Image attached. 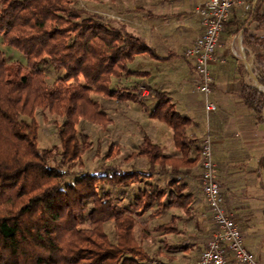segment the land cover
Returning <instances> with one entry per match:
<instances>
[{"label":"trees","instance_id":"16d2710c","mask_svg":"<svg viewBox=\"0 0 264 264\" xmlns=\"http://www.w3.org/2000/svg\"><path fill=\"white\" fill-rule=\"evenodd\" d=\"M253 1L231 8L223 32L241 34L254 78L241 63L233 93L247 112L242 122L259 137L264 0L254 6ZM111 6L121 16L137 11ZM99 14L78 0H0L3 43L25 58L23 64H7L0 55V264H173L184 253L200 255L208 240L192 222L206 135L192 130L193 119L177 111L168 94L158 93L155 107L146 112L170 129V148L155 143L142 123L123 137L117 129L121 114L106 105L143 103L137 85L118 82L148 77L129 64L151 50L128 20L103 21ZM46 65L64 71L63 77L48 82ZM192 94L203 105V96ZM203 113L209 130L214 113L206 115L204 108ZM42 123L53 125L52 145L40 146ZM255 160L249 175L242 166L222 181L218 173L226 208L234 212L243 238L250 228L247 217L236 218L245 204L233 208L227 193L237 200L238 192L247 191L250 206L258 205L248 217L264 229V149ZM233 180L245 181L244 190H233ZM164 216L169 220L159 223ZM190 225L198 230L197 241L178 240Z\"/></svg>","mask_w":264,"mask_h":264},{"label":"crops","instance_id":"0c3cea01","mask_svg":"<svg viewBox=\"0 0 264 264\" xmlns=\"http://www.w3.org/2000/svg\"><path fill=\"white\" fill-rule=\"evenodd\" d=\"M199 1L149 0L148 5L144 6L141 12L131 11L126 13L125 16L113 13L115 16L132 23L136 34L141 35L150 47L151 51L143 54L144 58L141 63V71L147 72L148 77L130 78L135 85L139 82L148 83L149 93L143 103H139L140 105L135 104L133 101H127L123 103L115 102L106 106L116 110L115 116H117L118 109L122 107V104L134 108V111L137 112L136 119L139 121L137 122L140 123L139 119L142 118L144 131L153 137L155 143L168 148L171 145V133L167 128L159 126L148 119L146 111L155 107L158 93H166L174 102L177 111L193 119L194 126L192 130L199 131L201 129L197 121H201L200 118L204 116L203 105L200 101L201 98L192 94L194 87L199 83V79L196 75L190 74H195L193 62L184 57V50L201 33L199 20L193 16L195 6ZM248 32H253L252 26H250ZM221 44L220 49L215 54L216 60L209 64L214 79L212 97L216 103L217 111L211 117V129L208 132L210 135L212 133L213 159L216 165H221L222 169L218 173H221L220 179L222 181L224 178H229V174L234 173L236 166L246 168V173L251 172L256 163V155L264 149V134L258 137L242 122L246 118L247 112L233 93L235 82L241 75V63L247 70L244 62V60L246 61L245 54L241 53L242 51L244 53L241 34L230 37L223 32ZM221 58L225 60L222 64L218 62ZM248 66L250 68L249 64ZM130 80H121L118 84L128 87ZM97 100L100 101L101 99L97 98ZM118 121V130L126 126V118H122L124 123ZM239 174L243 173L240 172ZM232 182L229 184L234 188L233 190H244L245 181L233 180ZM197 195L198 200L194 206L192 222L199 223V226L204 230V235L209 237L213 228L210 212L201 193ZM240 195V192H238L237 201L232 198L233 195L230 196L229 192L227 193V196H229L227 201H229V205L234 204L233 208L241 206L239 201H242L245 205L249 203L247 206L244 205L245 209L239 208L237 210L239 218L236 219L240 220L242 217H247L245 222L249 223L250 228L246 234H249L252 239L247 241V245H244L255 255L259 264H264V256L261 251L263 248L261 246L262 242L258 243V237L260 236L257 231L258 223L252 224V216L248 217V214L253 215L258 212L256 210L258 205H254V208L250 206L252 200L248 199L247 191H244L242 196ZM195 233L198 234V230L190 225L188 232L184 234L185 239L192 242L197 241L194 236ZM189 254H194V252L184 253L182 258L185 259L186 264H195L199 255L190 257Z\"/></svg>","mask_w":264,"mask_h":264},{"label":"built area","instance_id":"2783aa9c","mask_svg":"<svg viewBox=\"0 0 264 264\" xmlns=\"http://www.w3.org/2000/svg\"><path fill=\"white\" fill-rule=\"evenodd\" d=\"M246 0H200L194 9L201 27L200 35L184 50V57L191 60L199 83L193 92L203 96V108L206 115L217 109L212 99L213 76L209 64L215 61V54L221 47V35L224 23L231 8L242 7ZM105 20H120L119 17L104 14ZM219 63H224L221 58ZM136 95L139 101L148 97V83L140 82ZM206 136L200 148V177L196 186L209 209L212 231L195 264H259L255 255L244 245L243 236L235 222L233 211L226 208L225 191L218 178L217 165L213 159L212 139L206 128ZM181 177H177L179 179ZM150 264H169L151 261ZM175 264V263H173Z\"/></svg>","mask_w":264,"mask_h":264},{"label":"rangeland","instance_id":"374dc122","mask_svg":"<svg viewBox=\"0 0 264 264\" xmlns=\"http://www.w3.org/2000/svg\"><path fill=\"white\" fill-rule=\"evenodd\" d=\"M114 1H115L114 4H110L109 3L110 0H78V4L80 5V7L84 6V8H86L91 14L96 13V11L98 10V12H101V14H99V15L102 16V20L107 21V20L103 19L104 14L114 15L112 12L113 9H110L112 7L111 5L115 6V9H117V7H120L121 10H123L122 8L127 6L125 8H130V9L136 8L137 11L141 12L142 9L144 8V6L148 5L149 0H114ZM150 1H153V0H150ZM116 2H119V5ZM122 12H124V11H122ZM114 21H118V20H114ZM0 55H2L4 57L7 64H15V63L23 64V63H25L24 56L17 49H15L14 47L7 46L3 43V39H2L1 34H0ZM143 58H144V55L138 56L134 62L129 64L130 69L141 70V67H142L141 63H142ZM43 68H44V72L46 74V78H47L48 82H52L56 78L63 77V75H64V71H60V72L56 73L53 70V67L51 65H46ZM190 74L197 76L196 72H195V74L194 73H190ZM135 79H137V78H135ZM198 79H199V77H198ZM139 84H140V82L137 84V86ZM129 85H135V83L132 80H130L128 83V86ZM148 93H149V90H148ZM137 99H138V97H137ZM118 110H119L118 114H121V116L119 117L120 123H124V122H122V118H126V121H125L126 126L121 128L118 131L121 134H123V137L129 138L130 137L129 133H131L132 131L135 132L134 129L137 130L136 124L139 122L138 119H136L137 118V115H136L137 112L134 111V108L132 109V107H130L129 105H125V104H122V107H120V109H118ZM139 120H140V123H142V118H140ZM200 120L201 121L198 120L197 123L201 128L199 131H201L202 136H203L204 134L206 135L205 116H202L200 118ZM115 128H116V126H115ZM118 128L119 127H117V129ZM124 128L128 129L129 131L124 132V130H123ZM53 129H54L53 125L51 126V125H45L43 123L41 124V133H42L43 139H42V142L40 143V146H44V145L49 146V145H52L56 141V135L54 134ZM93 129L97 130L96 128H93ZM95 130H92V129L89 130L88 129V131H91L94 135H96ZM167 130L169 132H171L169 128H167ZM119 132H117V133H119ZM211 137H212V133H211ZM94 163H96L95 164L96 167H99L101 165V162H99V161L94 162ZM97 163H98V165H97ZM105 164H108V161H106ZM168 220H169V216H164L163 219L159 220V223H161L162 221H168ZM257 231H258V234L260 235L258 237V243L262 242L261 246H263V248L261 251H262V255L264 256V229L261 226H259L257 228ZM185 232H188V227H186ZM185 232L182 231L180 236L177 237L178 240L185 239V236H184ZM137 235H138V233H137ZM243 239H244V244H246V242L251 240L252 238H250L249 234L248 235L246 234ZM149 248H152V246H149ZM152 250L153 249H151V251ZM189 256L194 257L195 253L189 254ZM184 260L185 259L180 257L179 259H177L175 261V264H186V262Z\"/></svg>","mask_w":264,"mask_h":264},{"label":"water","instance_id":"95a60500","mask_svg":"<svg viewBox=\"0 0 264 264\" xmlns=\"http://www.w3.org/2000/svg\"><path fill=\"white\" fill-rule=\"evenodd\" d=\"M256 1H257V0H254V1H253V6L255 5V2H256ZM241 53L244 54L243 51H242ZM244 62H245V65L247 66V70H248L249 77H250V78H254L253 75H252V73L250 72V68H249L248 64L246 63L245 60H244Z\"/></svg>","mask_w":264,"mask_h":264}]
</instances>
